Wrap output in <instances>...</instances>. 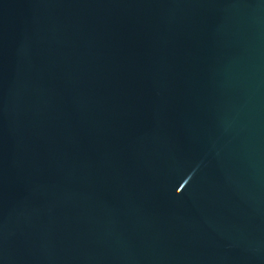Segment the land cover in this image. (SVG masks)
Wrapping results in <instances>:
<instances>
[{
    "label": "water",
    "instance_id": "95a60500",
    "mask_svg": "<svg viewBox=\"0 0 264 264\" xmlns=\"http://www.w3.org/2000/svg\"><path fill=\"white\" fill-rule=\"evenodd\" d=\"M0 264H264V0H0Z\"/></svg>",
    "mask_w": 264,
    "mask_h": 264
}]
</instances>
